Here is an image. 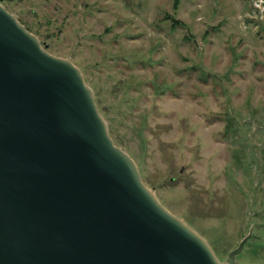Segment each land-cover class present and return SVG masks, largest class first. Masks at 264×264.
Returning a JSON list of instances; mask_svg holds the SVG:
<instances>
[{
	"label": "rangeland",
	"instance_id": "obj_1",
	"mask_svg": "<svg viewBox=\"0 0 264 264\" xmlns=\"http://www.w3.org/2000/svg\"><path fill=\"white\" fill-rule=\"evenodd\" d=\"M258 1L1 3L50 56L80 71L114 145L220 262L251 235L235 264H264Z\"/></svg>",
	"mask_w": 264,
	"mask_h": 264
},
{
	"label": "water",
	"instance_id": "obj_2",
	"mask_svg": "<svg viewBox=\"0 0 264 264\" xmlns=\"http://www.w3.org/2000/svg\"><path fill=\"white\" fill-rule=\"evenodd\" d=\"M0 0V264L220 262L143 184L93 93Z\"/></svg>",
	"mask_w": 264,
	"mask_h": 264
},
{
	"label": "built area",
	"instance_id": "obj_3",
	"mask_svg": "<svg viewBox=\"0 0 264 264\" xmlns=\"http://www.w3.org/2000/svg\"><path fill=\"white\" fill-rule=\"evenodd\" d=\"M254 11L255 12H262L264 11V0H259L254 4Z\"/></svg>",
	"mask_w": 264,
	"mask_h": 264
},
{
	"label": "trees",
	"instance_id": "obj_4",
	"mask_svg": "<svg viewBox=\"0 0 264 264\" xmlns=\"http://www.w3.org/2000/svg\"><path fill=\"white\" fill-rule=\"evenodd\" d=\"M190 224V223H189ZM191 225V224H190ZM233 251V250H232ZM232 251H230L229 253H231Z\"/></svg>",
	"mask_w": 264,
	"mask_h": 264
}]
</instances>
